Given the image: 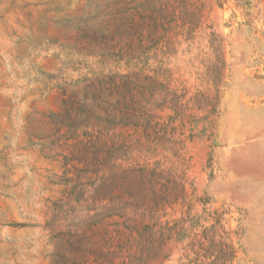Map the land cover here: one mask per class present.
Instances as JSON below:
<instances>
[{
	"label": "rangeland",
	"instance_id": "rangeland-1",
	"mask_svg": "<svg viewBox=\"0 0 264 264\" xmlns=\"http://www.w3.org/2000/svg\"><path fill=\"white\" fill-rule=\"evenodd\" d=\"M223 244L264 264V0H0V264Z\"/></svg>",
	"mask_w": 264,
	"mask_h": 264
},
{
	"label": "trees",
	"instance_id": "trees-1",
	"mask_svg": "<svg viewBox=\"0 0 264 264\" xmlns=\"http://www.w3.org/2000/svg\"><path fill=\"white\" fill-rule=\"evenodd\" d=\"M219 255H210L209 257H205L203 256L202 259L203 260H208L210 261L209 264H217V262L219 264H229L231 262V260L234 257V252L232 250V248L230 247V245H222V249L220 251V253H218ZM200 260V259H198Z\"/></svg>",
	"mask_w": 264,
	"mask_h": 264
}]
</instances>
